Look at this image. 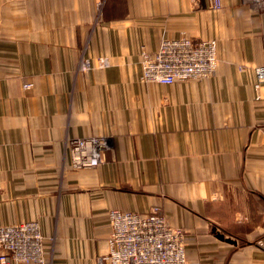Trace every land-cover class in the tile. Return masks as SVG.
I'll return each mask as SVG.
<instances>
[{"label": "crops", "instance_id": "obj_1", "mask_svg": "<svg viewBox=\"0 0 264 264\" xmlns=\"http://www.w3.org/2000/svg\"><path fill=\"white\" fill-rule=\"evenodd\" d=\"M221 2L0 0V226L38 222L46 264H108L110 212L155 208L186 264H264V12ZM181 36L218 42L215 76L141 82ZM102 136L73 169L69 141Z\"/></svg>", "mask_w": 264, "mask_h": 264}, {"label": "built area", "instance_id": "obj_2", "mask_svg": "<svg viewBox=\"0 0 264 264\" xmlns=\"http://www.w3.org/2000/svg\"><path fill=\"white\" fill-rule=\"evenodd\" d=\"M242 2L264 12V0ZM221 7V0H214V8ZM218 61V42L215 39L193 40L186 36L165 38L155 52L141 51L140 80L163 85L204 81L215 75ZM99 63L106 67L109 61L101 57ZM255 70V88L259 90L264 82V66ZM110 142L107 136L70 140L67 148L70 165L76 170L99 166ZM110 225L109 253L103 258L108 264L187 262L184 230L169 226L158 208L148 213L112 210ZM0 250V264H46L44 237L40 224L35 221L0 226Z\"/></svg>", "mask_w": 264, "mask_h": 264}, {"label": "bare ground", "instance_id": "obj_3", "mask_svg": "<svg viewBox=\"0 0 264 264\" xmlns=\"http://www.w3.org/2000/svg\"><path fill=\"white\" fill-rule=\"evenodd\" d=\"M218 55H219V46H218Z\"/></svg>", "mask_w": 264, "mask_h": 264}, {"label": "rangeland", "instance_id": "obj_4", "mask_svg": "<svg viewBox=\"0 0 264 264\" xmlns=\"http://www.w3.org/2000/svg\"><path fill=\"white\" fill-rule=\"evenodd\" d=\"M215 74H216V73H215ZM214 76H215V75H214ZM214 76H213V77H214ZM210 79H211V78H210ZM67 153H68V150H67Z\"/></svg>", "mask_w": 264, "mask_h": 264}]
</instances>
